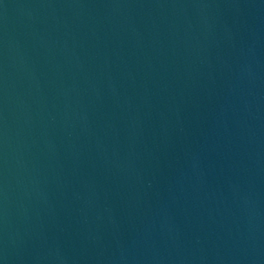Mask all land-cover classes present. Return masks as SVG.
Instances as JSON below:
<instances>
[{
  "label": "water",
  "instance_id": "obj_1",
  "mask_svg": "<svg viewBox=\"0 0 264 264\" xmlns=\"http://www.w3.org/2000/svg\"><path fill=\"white\" fill-rule=\"evenodd\" d=\"M0 264H264V0H0Z\"/></svg>",
  "mask_w": 264,
  "mask_h": 264
}]
</instances>
